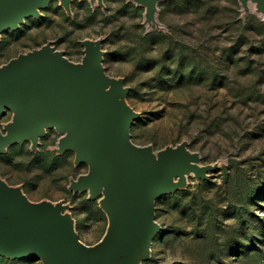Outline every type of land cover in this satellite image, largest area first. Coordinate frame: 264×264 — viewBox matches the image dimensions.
Segmentation results:
<instances>
[{"label": "rangeland", "instance_id": "obj_1", "mask_svg": "<svg viewBox=\"0 0 264 264\" xmlns=\"http://www.w3.org/2000/svg\"><path fill=\"white\" fill-rule=\"evenodd\" d=\"M38 10L0 31V66L46 43L82 62L83 40H98L105 72L123 80L138 113L133 143L157 152L184 141L210 166L156 198L160 228L141 264H264V14L256 2L158 0L153 17L139 0H69L68 8L48 0ZM12 116H0V133ZM62 135L46 126L35 144L6 146L0 180L30 201L59 203L93 245L108 218L100 197L70 189L88 164L59 151ZM0 264L44 263L0 254Z\"/></svg>", "mask_w": 264, "mask_h": 264}, {"label": "water", "instance_id": "obj_2", "mask_svg": "<svg viewBox=\"0 0 264 264\" xmlns=\"http://www.w3.org/2000/svg\"><path fill=\"white\" fill-rule=\"evenodd\" d=\"M47 1L0 0V31L16 28L26 16H39L38 8ZM61 1L69 7V0ZM139 1L153 17L158 0ZM253 1L264 14V0ZM82 43V62L70 61L46 43L0 66V116L6 109L13 112L0 133V151L26 139L35 144L46 126H55L63 133L59 151L72 149L76 164H88L70 189L100 197L107 229L87 245L59 203L30 201L0 180V254L37 255L44 264H141L160 228L156 198L177 189L186 173L205 177L210 166L200 165L198 153L184 141L157 152L133 143L130 127L138 113L124 98L123 80L105 72L98 40Z\"/></svg>", "mask_w": 264, "mask_h": 264}, {"label": "bare ground", "instance_id": "obj_3", "mask_svg": "<svg viewBox=\"0 0 264 264\" xmlns=\"http://www.w3.org/2000/svg\"><path fill=\"white\" fill-rule=\"evenodd\" d=\"M189 173H193L192 171L191 172H189ZM174 181H176V179L174 178ZM103 194H101L100 196H102Z\"/></svg>", "mask_w": 264, "mask_h": 264}, {"label": "trees", "instance_id": "obj_4", "mask_svg": "<svg viewBox=\"0 0 264 264\" xmlns=\"http://www.w3.org/2000/svg\"><path fill=\"white\" fill-rule=\"evenodd\" d=\"M260 22V24H263L261 21H259Z\"/></svg>", "mask_w": 264, "mask_h": 264}]
</instances>
